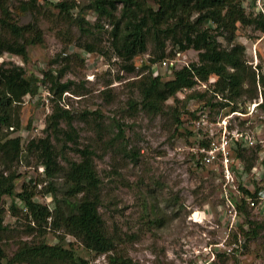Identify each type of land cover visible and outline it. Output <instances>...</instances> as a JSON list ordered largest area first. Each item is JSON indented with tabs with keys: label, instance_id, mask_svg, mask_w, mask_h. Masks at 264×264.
Returning a JSON list of instances; mask_svg holds the SVG:
<instances>
[{
	"label": "rangeland",
	"instance_id": "rangeland-1",
	"mask_svg": "<svg viewBox=\"0 0 264 264\" xmlns=\"http://www.w3.org/2000/svg\"><path fill=\"white\" fill-rule=\"evenodd\" d=\"M9 1L20 24H28L35 19L39 21L44 31L45 44L28 48V62L6 53L0 57V65L10 62L24 66L27 76L34 75L39 80L38 86L46 88L50 85L41 82L45 72L68 67L63 82L72 81L74 86L64 95L62 102L75 115L73 124L79 134L78 146L81 149L89 147L94 152L101 180L100 213L108 232L117 240L116 251L111 255L121 257L129 261V264H199L200 260L209 256L208 250L211 247L226 240L229 246L243 242L244 250L230 255L219 253L213 264H264V231L255 240H245L240 227L247 220L264 223V215L247 207L249 217L246 219L243 216L238 225L230 226L227 218L231 216V210L220 191L221 175L217 164L195 165L201 153L202 141L207 142L211 136L209 129L203 130L197 125L200 117L197 114L207 100L187 98L203 90L192 89L179 93L177 100L170 99L166 103L162 114H148L139 106H134L141 101L135 82L147 73L145 71L139 74L143 66L152 65L149 60L153 57V44H149L146 54L135 59L139 68L134 74L124 72L116 58L109 61L103 55L98 59L92 56L91 62L84 63L82 59L85 55L80 44L92 41L99 48L110 50V29L95 31L90 37L85 36L78 28L60 22L52 6L43 7L38 17L31 14L18 16L21 2L28 0ZM77 1L82 6L90 2ZM40 4L44 2L40 0ZM151 5L157 8L154 3ZM70 39L72 42L67 47ZM237 41L246 47L249 65L255 62L254 54L257 49L259 66H262L264 72V35L254 28H243L238 33ZM222 42L224 47H228L226 41ZM172 51L173 47L169 43L167 52L170 54ZM177 52L173 51L166 59L175 60ZM59 54H63L61 59L53 63ZM65 54L70 56L68 61L62 60ZM186 55L185 60L189 65L198 61V52L195 50L188 51ZM184 66V61H178L171 69H161L160 76L164 81L171 80L173 71ZM39 93L28 95L24 99L21 110L23 129H30L36 121L45 124L52 113L55 105L53 97L48 99ZM211 96L212 93L208 92V98ZM220 100L219 96L213 101L216 103ZM254 100L256 99H246L238 103L236 112L240 115L232 116L233 112H230L229 107H204V111L214 124L230 116L231 128L253 129L264 139V120L261 118L264 111L260 107L253 116L248 115L249 106ZM86 112L89 115L83 117ZM21 134L22 130L17 133ZM44 136L45 132H42L36 138ZM26 141L23 137V156L15 164V170L20 174L16 181L17 192H22L25 184H38L35 190L36 200L53 211L56 200L61 198L66 189L65 181L60 174L54 180L38 183L44 179L40 172L44 165L39 163L37 154L25 152L28 145ZM57 147L62 166H67L66 159L79 160V156L71 149L64 148L62 144ZM252 151L244 154L248 162L254 156ZM51 183L57 188L55 193L45 189ZM242 192L247 194L246 189ZM233 198L240 200V197ZM20 201L16 200V215L11 211L14 199L6 197L2 202L6 211L7 230L0 231V246L9 258L22 241L44 240L55 245L64 238L65 245L90 264H111L107 255L96 256L64 231L48 228L42 232L37 229L28 234L30 221L26 216L27 210ZM195 213H200L202 218H196ZM31 225L35 226L34 223ZM246 226L245 224L244 227Z\"/></svg>",
	"mask_w": 264,
	"mask_h": 264
},
{
	"label": "trees",
	"instance_id": "trees-1",
	"mask_svg": "<svg viewBox=\"0 0 264 264\" xmlns=\"http://www.w3.org/2000/svg\"><path fill=\"white\" fill-rule=\"evenodd\" d=\"M42 1V5L40 0L22 1L17 15L31 14L38 17L43 7L52 6L60 22L78 28L82 35L90 37L95 31L110 29V50L99 48L92 41L80 44V48L85 54L96 58L102 55L109 61L116 58L120 61L122 70L128 74L137 72L135 59L148 52L150 43L154 46L153 57L149 60L152 64L166 59L173 51L198 52L197 62L174 70L172 79L168 81L149 71L151 66H143L139 74L145 71L147 73L135 82L141 101L134 106H139L148 114H162L170 99L177 100L179 93L192 90L199 82H208L211 77L217 78L216 83L211 86V97L208 98L209 91H203L187 98L207 100L198 112V117L206 113L204 107H229L230 112H236L239 102L257 99L259 96L258 74L247 63L246 47L237 41L238 33L243 28H254L264 34V16L254 8V0H90L86 6H82L77 0H62L58 3ZM14 15L10 1L0 0V57L8 53L28 62V48L45 44L44 31L37 19L23 25ZM222 40L227 42L228 47L223 46ZM71 42L72 39L67 47ZM169 43L173 47L170 54L167 52ZM62 55L59 54L53 63H57ZM69 57L66 55L62 60L68 61ZM93 57H83L82 61L91 62ZM67 69L68 67L44 73L41 82L50 85L48 90L55 105L42 131L45 136L33 138L25 149L28 154H37L39 163L45 167L46 176L38 183L54 180L62 174L66 189L61 198L56 200L52 211L36 200L35 190L38 184H25L22 192L18 193L16 183L20 174L15 170V164L21 161L24 151L23 138L17 135L23 129L22 104L26 96L39 93V80L34 75L28 77L24 66L10 62L0 65V231L7 230L3 200L6 197L14 199L11 211L16 215V200L20 199L27 206L26 216L30 221L28 234L37 229L42 232L48 228L64 231L96 256L107 255L111 264H129V261L111 255L116 251L117 240L108 232L100 213L101 180L94 152L89 147L81 149L78 146L79 134L73 124L75 115L60 104L65 93H69L74 86L72 81L63 82ZM258 69L264 96L262 66ZM218 96L221 100L215 103L213 100ZM261 108L264 111V104ZM88 115L86 112L83 117ZM33 126L34 124L27 130H31ZM58 144L74 151L79 160L66 159L67 166H62L59 162L61 154L57 150ZM69 144L74 146L69 147ZM201 145L207 146L206 141H202ZM258 151H252L254 156L249 162L245 159V152L238 153L245 161L248 171L255 164ZM45 189L50 193L57 191L54 183ZM246 193L249 194L247 190ZM236 204L241 217L245 216L247 219L249 206L246 200L240 199ZM245 224L240 225L245 240H255L264 231V223L247 220ZM0 264L90 263L78 257L75 250L68 248L64 238H61L55 245L44 240L22 241L11 258L0 246Z\"/></svg>",
	"mask_w": 264,
	"mask_h": 264
},
{
	"label": "built area",
	"instance_id": "built-area-1",
	"mask_svg": "<svg viewBox=\"0 0 264 264\" xmlns=\"http://www.w3.org/2000/svg\"><path fill=\"white\" fill-rule=\"evenodd\" d=\"M50 1L58 3L62 0ZM253 5L256 11L264 16V0H254ZM255 46L257 48V45ZM257 54L256 49L254 54L255 62L251 65L258 74L257 87L259 96L253 103L250 104L248 111L249 116H253V114L258 111V108L264 104L263 87L259 81L260 70L258 69L259 61ZM84 55L88 58L92 57V55L88 53H84ZM186 58V53L177 52V58L175 60L170 61L169 59H163L153 63L150 65L151 67L149 71H151L154 75H160L161 69H171L178 61H184L185 66H189L185 60ZM136 68L139 67L136 66ZM216 80V77H211L208 82H199L194 89L209 91L212 93L211 86L216 83ZM40 89V96L44 95L45 97H48V99L53 97L48 88L43 86L40 87ZM62 101L60 104L65 107V104ZM235 114L240 115L238 112H233L232 116ZM261 118L264 120V113L261 115ZM229 119L230 116H227L224 120H222V122L214 124L209 120V115L207 113H203L199 117L197 125H199V127L203 130L204 128L209 129L211 136L206 142L207 146H200L201 153L198 156L195 165L210 166L217 164L221 175V179L219 181L220 191L227 201L228 208L231 210V216L227 219L229 221V225L233 227L238 225L239 219L241 218L236 200L233 196L240 197V199L244 198L249 208L255 209L259 214L264 215V139L261 138L260 134L256 130H239L231 128V126H229ZM44 128L45 124L43 122L36 121L31 130L22 129L23 134H21V137L23 136L25 140H27L26 142L29 143L33 138L39 136ZM216 128L218 129L216 130ZM11 130H13V128H11ZM252 150L259 151L255 164L251 170L248 171L246 169L245 161L238 156V153ZM40 172L43 177L46 176L44 166L40 169ZM242 188L243 190L245 188L251 195H244ZM47 198H50L49 194L47 195ZM20 203L23 208L27 210L25 203L22 201H20ZM238 250H240V253L244 250L243 242L240 241V244L229 246L226 240H224L211 247L208 250L209 256L206 259L200 260L199 264H213L219 253L230 255L235 254Z\"/></svg>",
	"mask_w": 264,
	"mask_h": 264
},
{
	"label": "bare ground",
	"instance_id": "bare-ground-1",
	"mask_svg": "<svg viewBox=\"0 0 264 264\" xmlns=\"http://www.w3.org/2000/svg\"><path fill=\"white\" fill-rule=\"evenodd\" d=\"M196 218H202V215L200 213H197V215L195 216ZM197 220V219H196Z\"/></svg>",
	"mask_w": 264,
	"mask_h": 264
},
{
	"label": "water",
	"instance_id": "water-1",
	"mask_svg": "<svg viewBox=\"0 0 264 264\" xmlns=\"http://www.w3.org/2000/svg\"><path fill=\"white\" fill-rule=\"evenodd\" d=\"M195 215H196V213H195Z\"/></svg>",
	"mask_w": 264,
	"mask_h": 264
}]
</instances>
